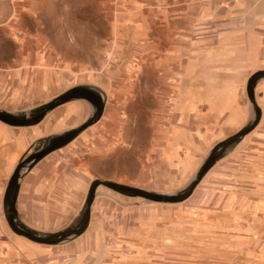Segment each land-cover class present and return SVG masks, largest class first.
<instances>
[{
  "label": "rangeland",
  "instance_id": "374dc122",
  "mask_svg": "<svg viewBox=\"0 0 264 264\" xmlns=\"http://www.w3.org/2000/svg\"><path fill=\"white\" fill-rule=\"evenodd\" d=\"M235 1L0 0L4 27L42 34L39 40L47 43L56 66L65 73L63 86L55 88L52 98L83 85L104 103L94 120L98 103L77 92L47 116L56 133L88 123L54 150L69 156L76 174L72 183L81 184L75 214H58L54 224L79 219L93 180L156 193L178 191L173 189L177 83L187 72H200L187 68L197 57L196 32L207 23L203 11L216 13L222 6L229 13ZM36 147L19 151L17 160ZM204 176L177 202L98 184L89 225L76 244L79 260L68 264H264L262 182L255 186L244 181L222 191L223 171L200 186ZM15 239L19 238L0 213V264H49L40 253L27 254L23 241Z\"/></svg>",
  "mask_w": 264,
  "mask_h": 264
},
{
  "label": "crops",
  "instance_id": "0c3cea01",
  "mask_svg": "<svg viewBox=\"0 0 264 264\" xmlns=\"http://www.w3.org/2000/svg\"><path fill=\"white\" fill-rule=\"evenodd\" d=\"M242 5L252 9L236 8ZM232 6L227 10L229 13L222 6L216 13L203 11L201 17L207 23L196 32L193 48L197 57L188 62L187 68L200 72H187L177 83L179 105L173 116L176 190L193 178L216 144L248 125L254 115L246 85L251 74L264 69V0H236ZM0 23V109L17 117H29L51 100L55 88L63 86L65 73L56 66L47 43L39 40L43 39L42 34L16 31ZM254 92L261 110L258 123L228 145V151L209 169L200 186L214 181L218 170L224 175V179H219L224 184L222 191L244 181L254 182L255 186L260 181L264 185V76L255 82ZM48 114L32 125L0 121V213L4 214L3 195L19 162V151L36 147V142L56 133ZM68 157L58 151L50 152L22 173L15 207L24 228L36 233L56 232L73 223L70 220L65 225L54 224L58 214H75L74 203L81 196V184L76 187L72 183L76 174ZM179 181L183 184L177 186ZM16 236L19 238L16 241H23L27 254L40 253L44 263L68 264L79 260L76 250L77 242L81 241L79 236L58 244H42Z\"/></svg>",
  "mask_w": 264,
  "mask_h": 264
},
{
  "label": "water",
  "instance_id": "95a60500",
  "mask_svg": "<svg viewBox=\"0 0 264 264\" xmlns=\"http://www.w3.org/2000/svg\"><path fill=\"white\" fill-rule=\"evenodd\" d=\"M262 75H264V69L254 72L249 76L247 80L246 92L254 110L252 121L242 129H240L237 133L229 136L227 139L216 144L205 157L193 178L180 190L170 193H156L132 186L118 184L113 181H103L97 179L91 181L89 184L86 197L82 206V214L78 220L56 232L36 233L34 231L24 228L22 225H20L18 221V215L15 207L22 173L30 169L34 164H36L40 159H42L50 152L59 149L60 147L70 142L80 131H82L88 125V123H84L71 130L50 135L44 140L43 145L36 147L31 153H29L26 157L22 158L17 163L13 173L7 181L3 195V211L6 222L14 233H16L17 235L24 236L29 240H32L33 242L42 244H58L68 241L74 237H77L86 230L90 221V209L95 197V190L98 184L100 183L105 184L115 190L135 192L139 195L149 197L158 201L177 202L187 198L192 193L195 186L201 180L204 174L225 153L228 145L237 140L238 138L244 136L258 123L261 116V110L255 100L254 84L257 79ZM77 92L84 94V98L98 103V113L94 119L96 120L102 112L104 103L99 97L95 96L93 91L83 85H79L76 87H72L64 91L63 93L55 96L47 103L35 109L34 113L29 117H17L8 113L7 111L0 109V121L11 125L36 124L40 122L53 108L68 101Z\"/></svg>",
  "mask_w": 264,
  "mask_h": 264
},
{
  "label": "built area",
  "instance_id": "2783aa9c",
  "mask_svg": "<svg viewBox=\"0 0 264 264\" xmlns=\"http://www.w3.org/2000/svg\"><path fill=\"white\" fill-rule=\"evenodd\" d=\"M109 58H110V54L107 53V54H106V60H107V62L109 61ZM263 58H264V56H263Z\"/></svg>",
  "mask_w": 264,
  "mask_h": 264
},
{
  "label": "bare ground",
  "instance_id": "6f19581e",
  "mask_svg": "<svg viewBox=\"0 0 264 264\" xmlns=\"http://www.w3.org/2000/svg\"><path fill=\"white\" fill-rule=\"evenodd\" d=\"M94 110H95V108H94ZM44 143H42L41 145H43Z\"/></svg>",
  "mask_w": 264,
  "mask_h": 264
}]
</instances>
